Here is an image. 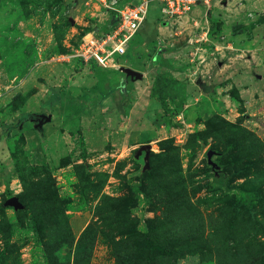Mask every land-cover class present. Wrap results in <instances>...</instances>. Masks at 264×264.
I'll list each match as a JSON object with an SVG mask.
<instances>
[{"label":"rangeland","instance_id":"rangeland-1","mask_svg":"<svg viewBox=\"0 0 264 264\" xmlns=\"http://www.w3.org/2000/svg\"><path fill=\"white\" fill-rule=\"evenodd\" d=\"M108 3L0 0V264H264V0L154 9L103 69L73 55Z\"/></svg>","mask_w":264,"mask_h":264},{"label":"built area","instance_id":"built-area-1","mask_svg":"<svg viewBox=\"0 0 264 264\" xmlns=\"http://www.w3.org/2000/svg\"><path fill=\"white\" fill-rule=\"evenodd\" d=\"M115 13V22L105 33H86L73 55L83 64L98 68L118 69L121 57L127 54L136 33L150 13L156 9L158 19L180 20L198 5L210 0H104ZM120 2H123L120 4Z\"/></svg>","mask_w":264,"mask_h":264},{"label":"crops","instance_id":"crops-1","mask_svg":"<svg viewBox=\"0 0 264 264\" xmlns=\"http://www.w3.org/2000/svg\"><path fill=\"white\" fill-rule=\"evenodd\" d=\"M210 2H211V0H210ZM121 3H123V2H120V4ZM205 7H207V6H205ZM209 7V6H208ZM197 9H199L200 10V12H203V15L205 16L206 14H207V9L208 8H204V6L202 7V6H198L197 7ZM196 9V7L193 9V10H197ZM199 10H197V11H199ZM191 14V13H190ZM189 14V15H190ZM206 20L208 21V26L206 27V31H204V30H202L201 32H202V35L201 36H199L197 39L198 40H203V39H206V43H209V44H211V43H214V44H216V42L215 41H217V40H219V39H221V38H223V37H213V34H211V29H212V23H213V21H211V19H207L206 18ZM198 22V20L196 21V23ZM156 25V27L159 29V28H161V27H163V25H162V23L161 22H158V23H151V27H154ZM183 28V27H182ZM158 29H157V31H158ZM176 29H179V31L178 32H176V33H174V35H175V37H173V38H169V39H166V38H163L161 35H159L158 33H157V35L155 36V38L153 39V40H150L148 43H147V47L146 48H144L143 50H145L146 49V51H147V56L149 57V52H150V49H154V55L155 54H157L160 50V48H159V46L160 45H163V44H168V45H171V46H173V47H175V49L176 50H174L173 52H177L178 53V51L180 52V53H183L184 51H185V49H183L184 48V46H186V44L189 42V39H187V38H185L186 36H185V31L184 30H182L181 29V26H176ZM182 32H184V34L182 33ZM221 35V34H220ZM205 36V37H204ZM204 37V38H203ZM174 38H177V40L176 39H174ZM191 40V39H190ZM187 41V43H185ZM219 43H220V47L221 46H223L225 49H226V47L227 46H229V45H225V43H222V42H220L219 41ZM229 44V43H228ZM177 45V46H176ZM149 46V47H148ZM178 46H180L179 48H178ZM159 48V49H158ZM192 48L195 50L196 48H198V45H196V44H194L193 46H192ZM209 49H210V47H209ZM187 51V50H186ZM171 52V54H172V51H170ZM192 52H194V51H192ZM194 53H199V51H196V52H194ZM142 59L143 60H147L148 58L145 56V55H143V57H142ZM140 61H139V65H140V63H141V65H142V63L143 62H141L142 60L141 59H139ZM140 65V66H141ZM140 66H138V67H140ZM137 69H139V68H137ZM134 71V70H133ZM171 72H172V74L176 77V79H178V80H180L181 79V75H184V74H188V75H191V76H193V75H195V73H196V71H190V72H187V70H184V69H172L171 70ZM134 73H136L135 75L136 76H140V75H143V72H142V70H137V72H136V70L134 71ZM180 75V76H179ZM183 79V78H182ZM191 80H192V78H190ZM192 84L194 85L193 87L194 88H196L197 86V84L196 83H194V80H192ZM132 85H134V84H132ZM205 85V84H204ZM190 97H192V96H190ZM146 99V98H145ZM146 101H147V104L146 105H148V107L146 108V110L147 111H150L151 109H152V106H153V104H155V102L157 103V100H156V98L153 96H151V100L150 99H146ZM150 107H151V109H150ZM152 114V113H151ZM152 115H154V114H152ZM152 115H150V113L147 115V117L149 118H151V116Z\"/></svg>","mask_w":264,"mask_h":264},{"label":"water","instance_id":"water-1","mask_svg":"<svg viewBox=\"0 0 264 264\" xmlns=\"http://www.w3.org/2000/svg\"><path fill=\"white\" fill-rule=\"evenodd\" d=\"M130 73H134L132 70H130ZM7 205L13 206L15 208H21L22 207V203L19 201V199L15 196H12L11 198H9L6 201Z\"/></svg>","mask_w":264,"mask_h":264},{"label":"trees","instance_id":"trees-1","mask_svg":"<svg viewBox=\"0 0 264 264\" xmlns=\"http://www.w3.org/2000/svg\"><path fill=\"white\" fill-rule=\"evenodd\" d=\"M111 14V16L113 17V19H112V21H111V23L110 24H114V22H115V20H116V18H115V13L114 12H112V13H110Z\"/></svg>","mask_w":264,"mask_h":264}]
</instances>
